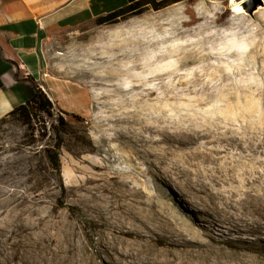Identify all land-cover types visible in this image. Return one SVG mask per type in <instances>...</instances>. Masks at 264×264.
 Returning <instances> with one entry per match:
<instances>
[{
    "label": "rangeland",
    "instance_id": "374dc122",
    "mask_svg": "<svg viewBox=\"0 0 264 264\" xmlns=\"http://www.w3.org/2000/svg\"><path fill=\"white\" fill-rule=\"evenodd\" d=\"M235 1L245 5L244 12H234L228 0H180L157 10L148 5L115 22L91 20L51 34L44 45L49 73L88 88L91 101L81 113L80 101L69 97L71 110L59 112L62 124L45 116L30 124L13 117L0 122V264H123L109 251L94 252L107 231L89 220L87 200L91 192L95 201L110 195L93 188L104 181L111 188L120 179L126 187H140L124 202L145 217L152 214L150 193L159 191L181 217L201 225L204 215L194 198L202 193L189 189L171 165L158 159L152 176L146 175L132 149L118 144V133L132 135L145 121L171 130L207 127L211 137L199 139L205 147L212 145L211 138L233 132L248 147L223 142L219 161L234 166L236 160L239 173L248 170L244 175L253 170L239 161L253 162L261 178L256 184L264 181V0L261 13L254 12L257 5L247 11L252 0ZM167 63L176 65L171 73L163 79L153 76ZM206 83L210 88L205 89ZM249 105L255 107L252 126L241 117H226L233 115H226L227 109ZM155 108L160 115L155 116ZM56 129L62 139L59 170L46 157ZM166 157L171 160L175 154L169 151ZM209 166L203 162L200 167ZM91 173L94 181L85 182ZM134 224L140 225L139 220ZM150 224L158 225L155 220ZM163 233L159 227L151 236Z\"/></svg>",
    "mask_w": 264,
    "mask_h": 264
},
{
    "label": "bare ground",
    "instance_id": "6f19581e",
    "mask_svg": "<svg viewBox=\"0 0 264 264\" xmlns=\"http://www.w3.org/2000/svg\"><path fill=\"white\" fill-rule=\"evenodd\" d=\"M228 1L234 12H244L245 5L241 1ZM260 4L255 7V13L263 12L261 11L263 4ZM175 67L173 63L157 67L153 76L163 79ZM165 87L168 88L166 85ZM201 87L203 88L204 84ZM208 88L210 87L206 83L205 89ZM254 112L253 105L238 110L229 108L226 115H233L226 117L230 120L233 116L241 117L245 119L246 126H252L251 117ZM154 113L155 116L160 115L161 110L155 108ZM208 136L210 134L207 127L193 131L180 126L171 130L160 126L158 121L157 124L145 121L132 135L117 134L118 144L128 145L132 149L134 156L140 159L144 166L146 175L152 176V166L156 167L155 162L157 163L158 159L161 163L171 165L170 168L179 173L189 189L198 194L202 193L203 196L199 197V200L193 197L196 203L193 202L201 205L194 206L204 217L199 226L194 225V221L188 222L171 204L163 200L162 195L156 190V194L150 193L152 202L149 213L152 214L145 217L138 209L135 211L134 205L124 202L128 195L140 193L138 190L140 187H126V182L122 179L117 181L116 188L109 187L107 181L94 184L93 188L107 190L110 193L109 196L98 197L100 201H95L93 196L96 193L91 192V197L87 200L90 202L86 210L89 213V220L107 231V236L99 238L96 242L94 252L109 251L123 264H264V242L261 241L264 237L260 235L264 234V181L256 184L261 178L259 179V174L254 171L253 162L245 165L239 161L241 165L251 167L253 170L251 174L244 175L245 171L239 173L236 169L238 165L236 160L234 166L232 164L227 166L223 161H219L223 158L219 149L223 142L244 148H247L249 143L241 141L242 137L230 132L227 136L211 138L212 145L205 147L199 139ZM160 142L166 147L157 145ZM259 143L263 145L262 141ZM252 145L258 147L257 143ZM169 151L175 154L171 160L166 157ZM203 162L209 163L210 166L201 168ZM192 166L196 167L191 168ZM247 173L248 170L245 174ZM94 179L95 174L91 173L84 181L92 182ZM220 183L223 184L221 188L214 187ZM154 203L157 210L152 208ZM179 211L190 218V214L184 212V208H179ZM209 217L213 219L209 220ZM136 220H139L140 225L134 224ZM150 220H155L158 223L157 227L150 224ZM214 224H219L224 230ZM159 227H162L164 233L152 237L151 233ZM212 228L217 231H211ZM16 256L15 253L10 257ZM42 258H45V255H42Z\"/></svg>",
    "mask_w": 264,
    "mask_h": 264
},
{
    "label": "crops",
    "instance_id": "0c3cea01",
    "mask_svg": "<svg viewBox=\"0 0 264 264\" xmlns=\"http://www.w3.org/2000/svg\"><path fill=\"white\" fill-rule=\"evenodd\" d=\"M134 0H0V118L33 94L39 85L57 109L68 112L69 97L84 113L88 88L51 75L44 45L52 33L71 30Z\"/></svg>",
    "mask_w": 264,
    "mask_h": 264
},
{
    "label": "trees",
    "instance_id": "16d2710c",
    "mask_svg": "<svg viewBox=\"0 0 264 264\" xmlns=\"http://www.w3.org/2000/svg\"><path fill=\"white\" fill-rule=\"evenodd\" d=\"M176 1L180 0H134L126 5L106 13L105 15L98 16L95 19V23L105 24L115 22L118 17L136 15L143 12L148 5L150 8L157 10ZM26 79L32 84L33 94L26 101L14 107L7 114L2 116L0 118V122L6 117H13L21 121V123L30 124L32 121H39L40 118L45 116L48 118L54 117L58 124H62L64 122V118L61 116V114H59V112H67L57 109V111L53 113L54 103L49 99L46 92L39 85L35 84L31 77H27ZM41 129H43V126ZM55 131L57 139L54 143V146L46 152V157L51 167L59 170L57 149L60 147L62 139L61 135L59 134V129H56Z\"/></svg>",
    "mask_w": 264,
    "mask_h": 264
},
{
    "label": "water",
    "instance_id": "95a60500",
    "mask_svg": "<svg viewBox=\"0 0 264 264\" xmlns=\"http://www.w3.org/2000/svg\"><path fill=\"white\" fill-rule=\"evenodd\" d=\"M252 1H254V4H251V5L248 6V10H247V11H249V12H250L253 8H255L256 5H258V4L261 3L260 0H252Z\"/></svg>",
    "mask_w": 264,
    "mask_h": 264
}]
</instances>
